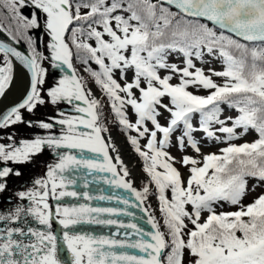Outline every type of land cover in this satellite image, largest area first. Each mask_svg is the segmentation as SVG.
Masks as SVG:
<instances>
[{
  "label": "snow or ice",
  "instance_id": "obj_1",
  "mask_svg": "<svg viewBox=\"0 0 264 264\" xmlns=\"http://www.w3.org/2000/svg\"><path fill=\"white\" fill-rule=\"evenodd\" d=\"M0 34L9 41L0 39V96L12 82L13 58L31 73L30 92L0 115V129L26 124L48 133L18 144L14 135L0 137L9 141L0 143V193L7 190L8 178L22 175L10 164L31 163L46 148L56 156L55 163L45 166L44 177L15 193L27 203L0 212V264H64L62 247L70 264H185L186 256L188 264H264V193L243 203L250 191L264 186V0H0ZM16 45H26V54ZM41 45L49 55L39 50ZM173 54L183 57V67L169 63ZM205 55L220 60L223 70L209 69L206 75L196 67L193 58L206 63ZM74 57L107 98L121 130L136 133L127 139L148 177L142 190L133 187L119 155L113 163L109 147L116 148L102 135L108 129L101 100L77 73ZM46 60L66 74L44 90ZM161 71L167 74L161 76ZM201 90L207 94H196ZM46 103H64L69 111L46 121L24 120L22 109L32 114ZM222 106L235 115L221 119ZM57 126L58 135L53 134ZM250 133L255 134L251 142L234 143ZM141 140H146L143 149ZM202 141L225 146L203 154ZM173 146L182 154L179 159L169 151ZM187 149L195 155H187ZM85 152L92 157H84ZM79 169L89 175L109 173L111 178L102 182L130 193L138 204L115 199L125 208L140 206L151 231L133 223L120 226L131 229V236L138 237L134 240L127 233L124 240L72 234L68 230L79 224L114 225L116 220L102 217L130 213L59 205L55 216L64 231L58 238L49 199H78L76 191L68 190L75 180L67 174ZM249 180L254 181L251 189ZM153 194L165 231L143 207ZM93 198L113 199L83 193L84 200ZM225 204L237 210L217 212Z\"/></svg>",
  "mask_w": 264,
  "mask_h": 264
},
{
  "label": "flooded vegetation",
  "instance_id": "obj_2",
  "mask_svg": "<svg viewBox=\"0 0 264 264\" xmlns=\"http://www.w3.org/2000/svg\"><path fill=\"white\" fill-rule=\"evenodd\" d=\"M35 31V30H34ZM38 35V32L36 33ZM1 39H5L3 34H0ZM7 41V40H6ZM43 41L45 42L44 36ZM20 49L22 48L26 51L23 45H17ZM45 55L46 50L41 47L39 48ZM44 63V62H43ZM44 67V65H42ZM15 82V83H14ZM50 88V87H48ZM47 88V89H48ZM27 91V83H26V75L23 70H20L17 64L13 61V68H12V82L9 87L6 89L5 94L0 96V115L2 113L12 107L13 105L20 104L23 102V98L26 95ZM43 95V91H42ZM46 100L48 99L46 96L44 97ZM65 111L68 112V106L64 103H59L57 105H52L50 103H46L43 106H38L34 113L30 114L26 110H21L22 116L25 121L28 120H48L49 117H58V112ZM103 111V109H102ZM102 122L104 126L108 129L107 132L102 133L105 138L106 143L110 141V145H114L116 151L111 150V146L109 147V155L113 158V163H116L115 157L119 155L120 159L122 160L124 166L129 171L128 179L133 184V187L137 190H142V186L139 185V181L143 180V174L139 169V165L137 164V154L134 153L133 158L136 159V165L138 166L140 176L142 178L137 180L136 182L132 178V166L126 158V155L120 153L119 144L114 138L118 136L122 141L123 144L127 146V148L131 151L133 147L129 142L127 137H123L122 133L124 131L121 130V127L117 125L115 130L113 129V125H109L106 121L105 117L103 116ZM120 130L122 133H120ZM43 130L38 128H29L26 124H17L13 125L6 129H0V137H7L9 135H14L15 142L18 144L21 140L24 139H32L36 135H47ZM53 134H59V126H57L53 130ZM126 134V133H124ZM0 143L8 144L9 141L7 139H0ZM72 154L76 155L78 158L80 157V152L77 150H72ZM133 154V153H132ZM84 157L91 158L93 154L85 152ZM96 159L102 160V157H96ZM56 162V156L53 152L49 149H45L43 153L36 156L31 163H26L23 165H11V167L18 169L22 172V175L19 178L10 177L7 181V190L3 193H0V212H4L8 209H13L17 204L20 203H27L26 201H19L15 195L18 191L26 190L32 186V181L34 178L44 177L46 172V165L52 164ZM2 166V165H0ZM119 171V169H118ZM70 179L75 180V184L68 188L69 191H76L79 195L78 199H74L71 197H65L63 200L57 201L54 199H49L50 210L53 213L52 218V231L57 237H62L63 229L58 224L56 216H55V209L59 205L65 206H79L81 204L89 206V207H102V208H114L121 211H127L130 213L129 215H117L112 217H102L103 219H114L117 221V224L114 225H98V224H88L82 223L75 226L68 231L72 234H84V235H92V236H105L108 238L124 240L125 234L127 233L131 239H138V237L131 236L132 230L121 227V224H136L138 227L146 230L151 231L150 225L147 224V216L144 212L140 210V206L134 208H125V205L118 203L115 197H123L128 199L130 203L138 204L134 197L131 196L130 193L126 192L123 189H118L108 185L107 183H103L102 180L105 178L110 179L111 176L109 173H96L93 172L91 175L88 174V170L86 169H79L78 171H72L67 174ZM122 175V172H121ZM85 183H87V187H85ZM87 192L91 197L97 196H112V200H98V199H91V200H84L83 193ZM151 197L148 196L147 200L145 201L143 207L147 208L149 212L152 213L150 208ZM11 201V202H9ZM161 225V231H165L163 225ZM2 226V225H0ZM37 226L38 225H33ZM115 251L119 252H128L129 254L139 255L133 249H115ZM60 257L64 261V264H70L71 257L70 254L67 253L66 248L62 247L60 251Z\"/></svg>",
  "mask_w": 264,
  "mask_h": 264
},
{
  "label": "rangeland",
  "instance_id": "obj_3",
  "mask_svg": "<svg viewBox=\"0 0 264 264\" xmlns=\"http://www.w3.org/2000/svg\"><path fill=\"white\" fill-rule=\"evenodd\" d=\"M25 12V14H28L31 9H24L23 10ZM37 33V32H36ZM44 39H45V43L47 42L48 40V37L46 35H44ZM90 43H93V46H94V42H90ZM44 48V47H43ZM45 49V48H44ZM46 50V49H45ZM45 55H49V53L45 52ZM204 60L207 61L206 63H201L200 61H197L195 60V58H193V62L194 64L196 65V67H199V68H203L204 72L206 75L210 74L209 73V69H213L215 71H222L223 70V65L221 63L220 60L218 59H212L211 57L205 55L204 57ZM73 63H74V67L76 68L77 70V73L80 75V76H83L84 79L87 81V85L89 88L92 89V92L93 94L99 98L101 100V103H102V109H103V116L105 117L106 121L109 123V125H113V129L115 130V127L120 126L118 124V122L116 121V118L114 116V114L111 112V109L109 107V104L107 102V98L104 97L102 95V93L100 92V90L95 86L94 82L92 81L91 77L88 75L87 72L84 71V68L86 67L85 65L81 64L78 60L75 59L74 57V60H73ZM169 63H176L178 64L180 67H183V57H178L176 54H173L171 56H169ZM44 65V68L47 70V77H46V82L43 86V89L46 90L48 87H52L54 86V84L56 83V81L58 79H60L64 74L66 73H62L60 72L59 70L57 69H53L50 65V63L46 60L44 61L43 63ZM93 70H99L98 69V66L94 63H91L89 62V65ZM161 76L167 74L165 73L164 71H161ZM131 75V74H129ZM119 74L117 73V78H118ZM213 79L217 82V83H222V79L221 78H218V77H213ZM173 84H176L178 83V77H175L173 78V80L171 81ZM15 83V82H14ZM121 84H123V81H120ZM189 91H193L195 92L194 89H189ZM198 95H206L207 93L203 90H201L200 92L196 93ZM44 95V93H43ZM45 97V96H44ZM224 107V112H223V115L221 116V119H224L225 117L229 116V115H235V112L234 110H230L227 108V106H222ZM127 114H128V118L131 122H135V116L132 112V110L130 108H128L127 110ZM198 115L197 116H194L193 118V123L194 125L197 124L198 122ZM160 122L162 124L165 123L164 119L161 118ZM230 126V124H229ZM121 127V126H120ZM149 127H151V125L149 124ZM120 133L121 130H120ZM125 133V132H124ZM122 133V136L123 137H128V135H132V136H136V133L135 132H129V133H126L124 134ZM179 135V132L175 133L174 136H173V144H175V137ZM203 136L202 133H198L196 134V138L198 140H201V137ZM253 139H255V134L254 133H250L244 137H242L241 139L239 140H236L234 141V143H237V144H242L244 142H251ZM141 143V147L143 149V146L144 144L146 143V140H141L140 141ZM225 145H216L214 142H204L202 141V144H201V150H202V153L203 154H208V153H212V152H218V149L220 147H223ZM131 151L132 153L134 154H137L134 150V148L132 147L131 148ZM169 151L171 152V154L175 157H177L179 159V157L182 155L179 150L173 146L171 149H169ZM186 154L187 155H195L191 149H187L186 150ZM137 164L139 165V169L141 171V173L143 174V180H140L139 181V185H141L142 187L144 186L145 182H147L148 180V177L146 176V174L144 173L143 171V161L142 159L139 157V155L137 154ZM176 167L180 168V165L177 164ZM181 172H185L186 170L183 169V168H180ZM254 183V181L252 180H249V188L251 189L252 187V184ZM150 188L154 191V185H150ZM261 193H264V186H261V187H257L255 189V191H250V193L246 196V198L243 200V203L245 205L251 203L253 201V199L261 194ZM170 196V193L168 194ZM149 197H151V203H150V208L152 210V215L156 218V220L161 223L163 225V217L159 211V203H158V200L156 198V195H149ZM190 207V206H189ZM237 210L236 207H233V206H229L227 204H225L222 208L221 207H218L217 208V212H221V211H224V212H228V211H235ZM206 215V214H204ZM185 264H188V257L186 256L185 257Z\"/></svg>",
  "mask_w": 264,
  "mask_h": 264
},
{
  "label": "bare ground",
  "instance_id": "obj_4",
  "mask_svg": "<svg viewBox=\"0 0 264 264\" xmlns=\"http://www.w3.org/2000/svg\"><path fill=\"white\" fill-rule=\"evenodd\" d=\"M115 140L119 144L120 153L123 155H126L127 160L132 166V178L136 182L137 180H140L142 176H140V172L138 169V166L136 165V159L133 158L134 154L130 152V150L127 148L125 144H123V141L118 137L114 135Z\"/></svg>",
  "mask_w": 264,
  "mask_h": 264
},
{
  "label": "water",
  "instance_id": "obj_5",
  "mask_svg": "<svg viewBox=\"0 0 264 264\" xmlns=\"http://www.w3.org/2000/svg\"><path fill=\"white\" fill-rule=\"evenodd\" d=\"M175 9V8H174ZM176 10V9H175ZM38 35H40V33L38 32ZM1 39V38H0ZM5 42H9V41H6ZM16 47L18 48V50H21V51H24L22 48L20 49L17 45ZM42 45L39 46V48L41 49ZM25 54H26V51H25ZM13 61L17 64L18 68L20 70H23V72H25V75H26V83H27V91H26V95L24 96L23 100L27 97L28 93L30 92L31 90V73L28 71L27 68H25L22 64H20L19 61H15V59L13 58ZM19 104H16V105H13L12 107H10L9 109L5 110L2 114L8 112L11 108L13 107H16L18 106Z\"/></svg>",
  "mask_w": 264,
  "mask_h": 264
},
{
  "label": "trees",
  "instance_id": "obj_6",
  "mask_svg": "<svg viewBox=\"0 0 264 264\" xmlns=\"http://www.w3.org/2000/svg\"><path fill=\"white\" fill-rule=\"evenodd\" d=\"M154 2H155V0H154ZM173 12H175L176 10L174 9V8H172L171 9ZM125 15H127L126 13H125ZM209 26L211 27V25L209 24ZM23 47H24V49L26 50V45H23Z\"/></svg>",
  "mask_w": 264,
  "mask_h": 264
}]
</instances>
